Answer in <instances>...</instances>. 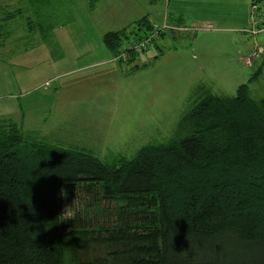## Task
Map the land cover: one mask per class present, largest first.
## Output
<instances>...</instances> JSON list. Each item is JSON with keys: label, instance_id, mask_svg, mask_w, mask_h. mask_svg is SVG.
Instances as JSON below:
<instances>
[{"label": "trees", "instance_id": "obj_1", "mask_svg": "<svg viewBox=\"0 0 264 264\" xmlns=\"http://www.w3.org/2000/svg\"><path fill=\"white\" fill-rule=\"evenodd\" d=\"M18 1L0 2V47L22 19L54 49L78 0ZM152 30L144 16L102 43L115 55ZM65 196L80 203L68 218ZM0 264H264V102L246 84L227 97L198 86L170 139L106 161L0 117Z\"/></svg>", "mask_w": 264, "mask_h": 264}, {"label": "rangeland", "instance_id": "obj_2", "mask_svg": "<svg viewBox=\"0 0 264 264\" xmlns=\"http://www.w3.org/2000/svg\"><path fill=\"white\" fill-rule=\"evenodd\" d=\"M0 1L11 9L15 2L19 7L18 0ZM159 5L157 1L148 7L149 12L156 13ZM89 6V0H78L69 7L70 20L57 30L54 49L39 44L38 35L29 37L24 20L10 23L9 38L0 47V117L22 122L24 131L53 144L84 149L106 161L117 154L128 159L151 142L170 139L198 86L227 97L246 84L250 96L264 102V53L248 68L242 62L256 47L264 50V33L254 38L257 41L250 38L249 45L242 34L223 32L214 24L205 31L202 24L173 26L164 20L161 24L177 29L165 33L174 38L162 37V54L157 56L149 45L135 63L120 64L119 53L108 52L101 35L112 28L122 30V24L128 33L129 23L145 10L137 5L129 11V4L112 2L106 12H114L115 18L106 21L101 3L95 10ZM130 42L124 40L123 45ZM105 60L111 63L95 65ZM135 65L139 68L132 71ZM79 205L77 198L65 196L62 212L68 209L69 214L64 216L72 217Z\"/></svg>", "mask_w": 264, "mask_h": 264}, {"label": "crops", "instance_id": "obj_3", "mask_svg": "<svg viewBox=\"0 0 264 264\" xmlns=\"http://www.w3.org/2000/svg\"><path fill=\"white\" fill-rule=\"evenodd\" d=\"M157 1L158 3H160L161 6L159 5V10L158 11L156 10V13L152 14L149 12L148 7L149 8L151 6L155 7ZM257 1L262 2L263 0H257ZM98 2L101 3L102 5L103 14L105 15L104 19L106 21H111L112 19L115 18L114 12H113V15H110L109 13L106 12V10L108 9V5H110L112 2H116L118 5H120L121 3L123 5L129 4L130 6L128 9L129 11L136 9L137 5H139L143 9V11L145 10L144 11L145 13L143 16H141V18H143L144 16L148 17L151 14L152 18L149 20L151 24H156V23L161 24V22L166 20L167 22L173 24V26L174 25L179 26L181 23L187 22L189 24L190 23L197 24V25L202 24L203 27L201 29L205 31L211 30L212 24H214V26L222 28L221 30L223 32L224 31L230 32V33L237 32V33L242 34L244 41L247 40L248 41L247 44L249 45H251L252 43V41H250L249 39L250 38L254 39L258 34L261 33V32H258L257 34L253 35L250 32L251 31L250 29L257 31L256 29L259 27L257 20L254 23H252L250 22V19H248V15L251 10L250 6L253 0H97L96 1L97 4L95 5V7L90 8V9L95 10L97 6L99 5ZM136 19L137 18H135V20ZM124 21H125V18H124ZM122 26L124 27L125 25L122 24L121 26H119V28L122 29L123 28ZM191 26L193 27L196 25H191ZM62 28L63 29L65 28L64 25L58 26L57 28H55L53 32L54 41L56 40L58 41V31ZM112 29L114 30H111V31H117L118 27L112 28ZM111 31H108V32H111ZM192 31H190V33ZM102 35H101V41H102ZM168 37L174 38L173 34H168V35L165 34L164 38H168ZM164 38H161L157 42V45H160L161 40H163ZM199 38H202V36H200ZM254 40L257 41L256 39ZM39 41L42 42L41 40ZM202 41H197V42L199 43ZM250 47L251 46H249V48ZM85 49H86L85 52H88L90 48L86 46ZM159 52L162 54V48ZM106 57L107 56L105 55V58ZM110 63L111 62H109V60H105V61H101V63L100 62L95 63V65L102 66L103 64H110Z\"/></svg>", "mask_w": 264, "mask_h": 264}, {"label": "built area", "instance_id": "obj_4", "mask_svg": "<svg viewBox=\"0 0 264 264\" xmlns=\"http://www.w3.org/2000/svg\"><path fill=\"white\" fill-rule=\"evenodd\" d=\"M250 19L252 23L256 20L258 21V32L264 33V0L261 2L257 0H253L251 3V13ZM177 28L173 26H168L166 23H156L153 25V30L144 39H130V43L123 45L120 48L119 54H117L118 58H123L125 55L129 53L135 52H144L147 47L151 45L153 42H157L162 34H165L168 30H175ZM253 35L257 34V31H250ZM263 48L261 46L256 47L253 51L249 52V54L242 59L243 64L248 68L252 65L253 61L258 59L261 54H263Z\"/></svg>", "mask_w": 264, "mask_h": 264}, {"label": "clouds", "instance_id": "obj_5", "mask_svg": "<svg viewBox=\"0 0 264 264\" xmlns=\"http://www.w3.org/2000/svg\"><path fill=\"white\" fill-rule=\"evenodd\" d=\"M67 210H68V209H67ZM67 210L65 211V214H64V215H68V214H69Z\"/></svg>", "mask_w": 264, "mask_h": 264}]
</instances>
